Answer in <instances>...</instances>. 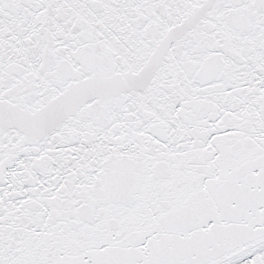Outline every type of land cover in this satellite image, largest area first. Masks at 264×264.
<instances>
[{
	"label": "snow or ice",
	"instance_id": "6c2138e0",
	"mask_svg": "<svg viewBox=\"0 0 264 264\" xmlns=\"http://www.w3.org/2000/svg\"><path fill=\"white\" fill-rule=\"evenodd\" d=\"M0 264H264V0H0Z\"/></svg>",
	"mask_w": 264,
	"mask_h": 264
}]
</instances>
